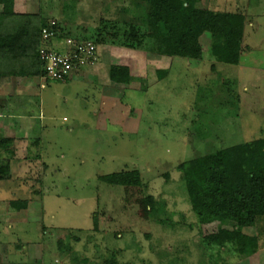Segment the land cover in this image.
<instances>
[{
  "label": "rangeland",
  "instance_id": "obj_1",
  "mask_svg": "<svg viewBox=\"0 0 264 264\" xmlns=\"http://www.w3.org/2000/svg\"><path fill=\"white\" fill-rule=\"evenodd\" d=\"M59 1L22 0L21 10L66 22L82 37L81 27L92 34L102 15L145 20L143 12L119 13L114 0H73L78 13L64 8L72 0ZM199 6L245 15L239 64L210 59L206 32L202 60L102 45L103 73L93 83L72 76L21 78L10 86V93H23L8 97L14 117L3 121L33 127L15 137L28 142L19 144L28 159L18 163L15 156L10 178L0 180V264H103L115 254L121 264H264V219L241 231L217 221L200 234L177 169L264 137V0H201ZM134 60V73L142 76L114 77V84L110 75V81L111 64ZM2 135L8 136L0 129ZM132 169L142 176L140 187L101 179ZM147 195L157 201L151 215L140 204ZM15 200H28V208L13 209Z\"/></svg>",
  "mask_w": 264,
  "mask_h": 264
},
{
  "label": "trees",
  "instance_id": "obj_2",
  "mask_svg": "<svg viewBox=\"0 0 264 264\" xmlns=\"http://www.w3.org/2000/svg\"><path fill=\"white\" fill-rule=\"evenodd\" d=\"M93 1L100 5L110 2ZM114 2L121 7L119 13L128 14L132 10L140 14L143 12L145 20L137 23L129 20L130 17L117 20L102 15L99 24L90 30L92 34H87L89 30L81 27L82 37V34L67 30L63 21L44 18L39 11L14 12L12 0H3V9L0 11V88L11 83L13 78H41L45 74L39 49L42 30L46 27L50 29L52 20L58 22L59 32L52 39L56 43L71 38L77 42L92 41L98 47L110 45L196 61L205 58L200 39L207 32L211 35L207 52L210 59L229 65L240 62L244 51L246 17L239 11L205 9L199 6L201 0ZM78 7L79 4L75 5L73 0L64 5V8L76 13ZM135 19L139 21L137 17ZM158 71L162 76L167 75V70ZM110 72L117 78H134L127 66L113 64ZM72 75L63 81H68ZM12 141L0 137V152L5 151L4 155H0V180L11 176V162L16 156ZM38 145L37 141L36 147ZM36 158L39 159V156ZM177 169L185 185L191 210L200 226V234L202 227L217 221L232 223L236 230L241 231L255 227L259 219H264V137L187 161L178 165ZM101 179L107 184L123 188L142 185V176L136 169L103 176ZM156 202L154 196L147 195L140 204L144 212L151 215L156 209ZM28 204V200L11 202L12 208L17 211L27 209ZM103 264L121 263L115 254Z\"/></svg>",
  "mask_w": 264,
  "mask_h": 264
},
{
  "label": "built area",
  "instance_id": "obj_3",
  "mask_svg": "<svg viewBox=\"0 0 264 264\" xmlns=\"http://www.w3.org/2000/svg\"><path fill=\"white\" fill-rule=\"evenodd\" d=\"M57 21L50 22L48 27L42 30V44L39 56L44 66L45 74L42 81H63L69 78L73 72L84 66L93 65L98 60V45L92 41L77 42L73 39H65L52 45L53 37L59 32ZM56 29V31H54ZM57 45H66L65 52L57 51Z\"/></svg>",
  "mask_w": 264,
  "mask_h": 264
},
{
  "label": "crops",
  "instance_id": "obj_4",
  "mask_svg": "<svg viewBox=\"0 0 264 264\" xmlns=\"http://www.w3.org/2000/svg\"><path fill=\"white\" fill-rule=\"evenodd\" d=\"M12 3H13V10H14V12H18V13H28V12H24L23 10H21L22 0H12ZM2 9H3V7L0 6V11H2ZM64 23H65L64 25H67L69 27V25L66 22H64ZM104 46L106 47V49L111 47L109 45L108 46L107 45H104ZM105 55H106V53H105ZM110 57L112 58L113 56L111 55ZM136 61L137 60L132 61V62H134L133 65H128V64H126V65H128L127 67H129V69H130L131 76H134V77H136V76H142V75H136L134 73V65H135V62ZM101 63H102V59H100V56H98V60L96 61V63H94L93 65H90V66H86V68H84V69L78 70L72 76L73 77L74 76H77V77L80 76V77H83V78H87L88 77L89 80H90V82L93 83L94 79L98 75H100V74L102 75V73H103L101 71V66H102ZM112 65L113 64L110 65L109 69L111 68ZM139 65L140 64H138V66ZM110 75L112 76V82L114 84H117L116 83V79H115L116 77L114 78V76L111 74V72L109 70L108 76L110 77V81H111V76ZM17 79H21V78H13V80H12L11 83H9V84L3 86L2 88H0V122L2 120V123H0V129L3 132L5 131L6 134L8 135L7 137H4L2 135L3 138H9V139H12L13 140L12 141L13 142V146L16 149V160L18 161V163H20L21 160H23V159L24 160H27L28 159V157L25 158L23 155H20V153H19L20 152V149H19V146L20 145L19 144L20 143H23V142H26V141H22V139H20L19 141H17V138H15L16 137V134H17V132L21 128H24V127H27V126L33 127V125H32V123L30 124V123L27 122V123H25L21 127L20 125H18V123H16V125L15 124L12 125L11 123H8V121H3V119L5 120V118H7V117H9V118L14 117V115L8 114L7 113V110H6L7 109V106L9 105V102H8L9 99H8V97H10L11 94H13V96H17V95L23 93V92H19V90H17L16 88L11 89L12 93L9 92V89L11 88L10 86H12L14 84V81L17 80ZM71 79L72 78H70L69 80H71ZM107 87H109V86H107ZM29 89L30 88H27V90H25V93H29ZM14 90H16V91H14ZM9 118H7V119H9ZM27 143L28 142H26V145H27ZM24 151H27V147L25 148ZM18 156H21V158H18Z\"/></svg>",
  "mask_w": 264,
  "mask_h": 264
}]
</instances>
